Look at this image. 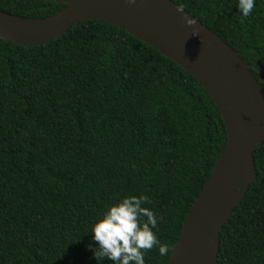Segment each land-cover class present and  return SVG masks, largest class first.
Instances as JSON below:
<instances>
[{
  "label": "trees",
  "instance_id": "1",
  "mask_svg": "<svg viewBox=\"0 0 264 264\" xmlns=\"http://www.w3.org/2000/svg\"><path fill=\"white\" fill-rule=\"evenodd\" d=\"M228 43L264 91V0H172ZM67 4L0 0L44 18ZM228 143L210 94L125 29L81 20L40 46L0 41V264H112L86 247L92 224L127 195L146 194L168 264ZM258 172L220 230L218 264H264V143ZM95 243V242H93Z\"/></svg>",
  "mask_w": 264,
  "mask_h": 264
},
{
  "label": "water",
  "instance_id": "2",
  "mask_svg": "<svg viewBox=\"0 0 264 264\" xmlns=\"http://www.w3.org/2000/svg\"><path fill=\"white\" fill-rule=\"evenodd\" d=\"M44 1L67 5L44 18L0 10V41L40 46L81 20L112 23L177 63L216 103L227 127V147L194 204L168 264H218L220 230L256 180L254 153L264 143V91L250 65L172 0ZM187 19L196 22L188 25Z\"/></svg>",
  "mask_w": 264,
  "mask_h": 264
},
{
  "label": "clouds",
  "instance_id": "3",
  "mask_svg": "<svg viewBox=\"0 0 264 264\" xmlns=\"http://www.w3.org/2000/svg\"><path fill=\"white\" fill-rule=\"evenodd\" d=\"M256 0H237L239 14L247 17L252 13ZM195 19H187L193 25ZM194 35L198 32L194 29ZM150 203L146 194L127 195L108 206L91 227L90 242L86 247L98 259L103 257L112 264H145L144 250L154 246L160 255H166L168 245L161 243L153 229L158 217L144 205ZM95 242V243H93Z\"/></svg>",
  "mask_w": 264,
  "mask_h": 264
}]
</instances>
